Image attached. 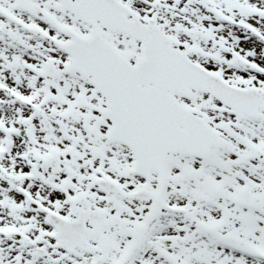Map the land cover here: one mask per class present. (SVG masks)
Wrapping results in <instances>:
<instances>
[{"label":"snow or ice","instance_id":"snow-or-ice-1","mask_svg":"<svg viewBox=\"0 0 264 264\" xmlns=\"http://www.w3.org/2000/svg\"><path fill=\"white\" fill-rule=\"evenodd\" d=\"M0 264H264V0H0Z\"/></svg>","mask_w":264,"mask_h":264}]
</instances>
